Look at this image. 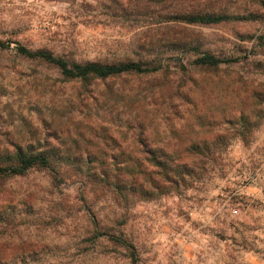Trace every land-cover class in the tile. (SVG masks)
Instances as JSON below:
<instances>
[{
  "label": "rangeland",
  "instance_id": "374dc122",
  "mask_svg": "<svg viewBox=\"0 0 264 264\" xmlns=\"http://www.w3.org/2000/svg\"><path fill=\"white\" fill-rule=\"evenodd\" d=\"M109 1L0 0V40L85 62L123 57L153 38L169 55L172 31L120 21V6ZM185 2L230 18L177 27L179 36L234 62L186 75L184 104L170 119L154 116L147 133L167 141L172 127L200 140L206 128L209 140L228 144L222 160L181 194L128 205L85 179L55 183L45 170L0 178V264H264V0ZM167 61L172 72L177 62ZM146 80L82 87L2 51L0 140L47 141L81 158L129 157L116 143L134 142L125 121L140 108L135 91ZM104 144L106 154L93 151Z\"/></svg>",
  "mask_w": 264,
  "mask_h": 264
},
{
  "label": "trees",
  "instance_id": "16d2710c",
  "mask_svg": "<svg viewBox=\"0 0 264 264\" xmlns=\"http://www.w3.org/2000/svg\"><path fill=\"white\" fill-rule=\"evenodd\" d=\"M109 2L120 6L116 15L120 21H127L136 28L146 27L147 31L155 27L156 30L172 31L174 37L168 40L172 46L169 55L162 50L165 45L160 44V39L153 38L123 57L85 62L70 56L54 55L47 50H30L16 41L0 40V52L10 50L14 57L46 65L55 69L62 81L79 82L82 87L107 80L148 78L145 81L147 85L139 86L135 91L134 102L140 108H136L137 112L125 121L134 131V142L128 147L116 143L117 151L121 154L127 152L129 157L81 158L71 156V149L50 145L47 141L36 145L0 140V178L23 176L35 169L45 170L55 183L71 177L85 179L96 187L110 190L119 203L128 205L181 194L201 182L222 160L228 144L220 135L215 141L209 140L207 137L211 133L206 128L201 133L203 138L195 140L170 127L168 134L173 141H152L147 130L154 116L160 114L166 120L170 119L184 104V99L190 95L189 88L183 87L186 75L195 71L207 73L234 62L233 59H221L199 51L186 37L179 36L181 31L175 28L216 25L230 17L203 11L185 0H128L126 7L121 0ZM99 6L103 8L104 2ZM157 6L160 12L151 14ZM170 59L177 62L172 72H169L167 64ZM169 73L176 79H166ZM108 146L104 144L93 151L106 154ZM87 150L84 148L81 152Z\"/></svg>",
  "mask_w": 264,
  "mask_h": 264
}]
</instances>
